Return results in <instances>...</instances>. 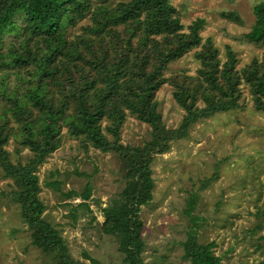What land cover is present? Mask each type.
<instances>
[{"label":"trees","instance_id":"16d2710c","mask_svg":"<svg viewBox=\"0 0 264 264\" xmlns=\"http://www.w3.org/2000/svg\"><path fill=\"white\" fill-rule=\"evenodd\" d=\"M253 14L245 37L264 47V0ZM224 17L242 23L236 12ZM204 26L199 18L186 29L171 0H0V168L13 182L10 199L20 207L31 245L49 259L46 264H83L70 253L59 227L45 218L37 175L60 147L65 129L81 138L86 152L94 148L118 160L122 187L104 208L101 231L115 238L123 264H145L140 212L153 199L156 156L188 137L197 122L240 109L246 88L253 108L264 113V55L239 68L227 46L223 61L213 39L203 41ZM191 51L199 64L196 73L167 76L171 64ZM164 85L185 112L175 129L166 127L156 100ZM128 114L151 128L142 145L120 142ZM11 139L30 150L26 163L12 161L6 148ZM60 184L46 183L56 191ZM62 193L92 214L89 186L82 193ZM197 199L194 192L186 201L182 258L222 264L216 242L199 239Z\"/></svg>","mask_w":264,"mask_h":264},{"label":"rangeland","instance_id":"374dc122","mask_svg":"<svg viewBox=\"0 0 264 264\" xmlns=\"http://www.w3.org/2000/svg\"><path fill=\"white\" fill-rule=\"evenodd\" d=\"M260 1L171 0L184 27L204 19L203 41L211 37L223 61L229 46L237 55L239 68L263 59L264 47L245 37L255 21L253 8ZM230 12H236L242 23L226 19ZM198 67L191 51L171 64L166 75H193ZM244 99L238 110L197 122L188 137L156 156L152 164L156 184L153 199L140 212L145 264H189L182 258V242L188 229L186 201L194 192H198L194 213L202 225L199 239L216 242L214 251L222 257V264H264V113L253 108L247 88ZM156 100L166 127L177 128L185 112L174 100L171 87L159 89ZM150 130L148 124L128 114L120 142L142 145ZM6 148L14 163H26L31 157L30 150L14 139ZM119 169L112 153L94 148L86 152L81 138L71 137L65 129L60 147L37 171L45 218L59 227L70 253L83 264H95L93 260L97 264H123L115 238L101 231L100 223L105 219L95 213L101 208L104 211L110 197L121 189ZM245 175L248 178L243 181ZM54 180L61 182L60 191L47 187L46 183ZM206 182L210 183L200 189ZM12 183L0 168V264H46L49 259L31 245L20 207L10 199ZM87 186L91 196L86 203L96 221L85 206H77L81 201L72 203L62 193L71 189L82 193Z\"/></svg>","mask_w":264,"mask_h":264},{"label":"water","instance_id":"95a60500","mask_svg":"<svg viewBox=\"0 0 264 264\" xmlns=\"http://www.w3.org/2000/svg\"><path fill=\"white\" fill-rule=\"evenodd\" d=\"M96 215L101 219L104 220L105 219V213L103 211V209H99L98 211H95Z\"/></svg>","mask_w":264,"mask_h":264}]
</instances>
